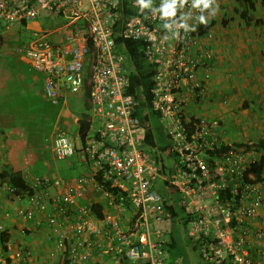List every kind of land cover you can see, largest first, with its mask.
<instances>
[{
	"label": "built area",
	"instance_id": "obj_1",
	"mask_svg": "<svg viewBox=\"0 0 264 264\" xmlns=\"http://www.w3.org/2000/svg\"><path fill=\"white\" fill-rule=\"evenodd\" d=\"M205 10L196 0H0V21L6 24L64 19L53 29L63 32L62 43L48 39L50 30L19 46L43 73L51 103L64 91L80 92L90 80L95 124L88 125L78 148L88 160L87 173L66 181L35 177L27 195L31 209L17 211L28 219L46 214L49 223L65 225L41 264H89L110 256L131 264H180L171 252L178 234L191 242L200 264H257L251 245L264 239L263 228L254 223L262 214L263 188L246 170L263 150L242 147L211 157L207 150L220 141L219 121L199 117L191 126L183 116L213 70V33H196L206 24L200 20ZM116 36L141 41L153 66L150 109L171 138L161 156L151 154L133 115L136 101L126 93L125 76L130 62ZM49 147L57 159L76 152L63 133ZM50 183L65 190L48 201ZM89 187L104 198L101 216L83 201ZM77 198L82 202L73 217L69 206ZM260 254L264 260L263 248ZM28 257L17 249L7 264Z\"/></svg>",
	"mask_w": 264,
	"mask_h": 264
},
{
	"label": "crops",
	"instance_id": "obj_2",
	"mask_svg": "<svg viewBox=\"0 0 264 264\" xmlns=\"http://www.w3.org/2000/svg\"><path fill=\"white\" fill-rule=\"evenodd\" d=\"M205 11L204 20L213 33L210 40L215 53L213 70L205 81L202 80V94L195 98L194 103L191 101L187 105V110L183 109V116L217 119L219 139L227 143L263 142L264 0H254L253 9H247V4L239 0H214L209 10ZM63 21L61 17L47 16L9 24L0 21V233L7 235L8 248V252L3 254L0 245V264L4 261L3 256L11 255L15 249L29 254L27 260L20 264L41 263L52 247V229L43 218L46 214L37 212L31 219L17 214L18 209H31L32 206L26 192L18 195L7 189L9 174L17 172L30 184L35 177L70 180L86 174L89 169L88 160L81 156L78 149L82 144L78 136V122L86 112L84 106L87 101L90 105L88 123L95 124L91 114L89 78H86L80 92L64 91L57 104L51 103L44 95L43 73L35 70L29 58L19 49L20 45L35 37L34 33L50 30L48 39L54 44L62 43L63 32L53 29ZM87 85L89 92L86 96ZM41 121L46 124L43 126L45 130L40 125ZM12 128L18 131L11 133ZM58 133L66 134L76 146L72 156L84 165L81 171L67 175L65 168L58 169L49 164L50 158L54 157L49 146ZM71 164L68 162L67 165L69 172L74 169ZM261 176L264 193V170ZM156 187L160 191L161 183L158 182ZM64 190L65 187L47 184L45 199L49 201ZM83 201L90 202L93 209L95 205H104L102 194L92 187L87 189ZM81 202L77 198L75 203L70 204L69 211L73 217L76 216V204ZM262 208L261 216L254 223L264 231V200ZM61 228L64 229L63 226ZM262 248L264 239L251 245L257 264H264L260 254ZM171 252L180 264H200L198 253L179 234ZM111 259L110 256L105 262Z\"/></svg>",
	"mask_w": 264,
	"mask_h": 264
},
{
	"label": "trees",
	"instance_id": "obj_3",
	"mask_svg": "<svg viewBox=\"0 0 264 264\" xmlns=\"http://www.w3.org/2000/svg\"><path fill=\"white\" fill-rule=\"evenodd\" d=\"M242 1L244 4H247V9H253L254 0H239ZM201 7L204 8L203 4H200ZM208 9L209 8H205ZM209 29V26L202 25L198 30L197 34L200 35L204 33L206 30ZM116 43L119 45H124V55L127 57L130 64H126V93L129 94L135 101V109L133 110V115L136 117L140 125L143 127L144 130V140L146 141V146L151 151V154L155 155L157 152L158 156H161L163 149L167 150L169 147V142H171V138L164 129L162 125H159L160 122L158 118L154 116V113L151 111V98L152 95L150 93V87L152 85V76L154 73L153 66L151 65L150 60L143 54V46L142 42L139 40H133V39H125L123 37H115ZM120 51V50H119ZM85 95L87 96L89 92V85L85 88ZM85 114L81 117V119L78 122V130H79V138L81 141L84 140L86 131L88 129V116L90 114V105L87 101L85 104ZM156 114V113H155ZM199 117H190V125L195 126L199 122ZM152 121V123H151ZM220 140V139H219ZM244 150H248L251 147L261 148L263 150V154L260 156V159L253 164H250L246 172H248L252 178L255 181H261L262 176L261 172L264 170V141L260 143H254V142H248V143H227L222 140H220L218 143H215V145L212 146L211 149L207 150L208 155L211 157L219 156L222 157L223 154H227L231 150H236V148H242ZM176 154L175 152H172ZM170 152V154H172ZM173 155V154H172ZM11 175V176H10ZM247 176V173L245 175V178ZM9 178L7 179L8 184L10 186L14 187L16 190V194L20 195L22 192H26L27 195H30L33 192L32 184H27L26 181L21 177V175L17 172H12V174H9ZM225 196H228V192H223ZM263 200H264V193H263ZM95 212L97 216H101V206L99 207L95 205ZM37 213V212H35ZM18 214V213H17ZM19 215V214H18ZM21 216V215H20ZM46 224L50 226L52 229L50 235H51V243L52 247L47 251L49 252L55 245V241L58 238V235L62 232L60 221H56L55 223L51 224L47 221V216L43 217ZM56 226V229H53ZM65 226V225H64ZM63 226V227H64ZM53 231H56L54 233ZM7 235L4 232L0 233V245H2L3 254H6L8 252V248L6 245ZM15 246V244H13ZM14 248V247H13ZM15 249V248H14ZM16 250V249H15ZM14 251V250H13ZM12 251V252H13ZM26 253L25 251H23ZM3 256V255H2ZM5 263L7 264L9 262L8 255L3 256ZM45 260V258H44ZM60 259L57 260L59 262ZM113 260L117 264H131L124 260H116L113 258ZM42 262V261H41ZM67 260H62L59 264H67ZM41 264V263H37ZM89 264H109V262L103 261H96Z\"/></svg>",
	"mask_w": 264,
	"mask_h": 264
},
{
	"label": "rangeland",
	"instance_id": "obj_4",
	"mask_svg": "<svg viewBox=\"0 0 264 264\" xmlns=\"http://www.w3.org/2000/svg\"><path fill=\"white\" fill-rule=\"evenodd\" d=\"M40 125H41L43 130L46 129V128H44L46 126V124L43 121H41ZM10 131H11V133H15L18 130H17V128H12ZM68 162L70 164L72 163L71 166L74 168L73 171L69 172V167L67 166ZM49 164L56 166L58 169H61L62 167L65 168L67 170V175H71V174H74V173L81 171L83 166H84L82 163H80L78 161L76 156H71L67 159H55L54 157H51L49 160ZM62 175L64 176L63 173H62ZM109 264H117V263L113 259H111Z\"/></svg>",
	"mask_w": 264,
	"mask_h": 264
},
{
	"label": "clouds",
	"instance_id": "obj_5",
	"mask_svg": "<svg viewBox=\"0 0 264 264\" xmlns=\"http://www.w3.org/2000/svg\"><path fill=\"white\" fill-rule=\"evenodd\" d=\"M214 2V0H196V3L197 5L199 4H203L204 5V8H209L210 5H212ZM200 20L203 21L204 20V17L201 16L200 17ZM188 241V240H187ZM189 242V241H188ZM191 243V242H190ZM192 246V245H191ZM196 251V250H195ZM197 252V251H196ZM198 260L200 261V259L198 258Z\"/></svg>",
	"mask_w": 264,
	"mask_h": 264
}]
</instances>
